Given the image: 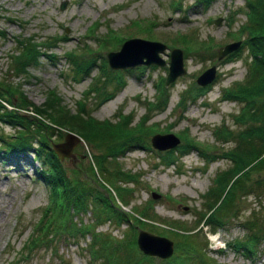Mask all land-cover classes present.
<instances>
[{
    "label": "rangeland",
    "instance_id": "1",
    "mask_svg": "<svg viewBox=\"0 0 264 264\" xmlns=\"http://www.w3.org/2000/svg\"><path fill=\"white\" fill-rule=\"evenodd\" d=\"M242 3L243 0H210L203 6L196 0H0V80L19 82L20 89L35 104L42 102L47 89H54L70 112H75L81 102L87 115L96 120L114 121L120 114H128L130 123H135L143 114L151 113L144 121L148 131L137 135L139 143L126 145L115 158L105 156L98 165L93 154L99 150L80 138L72 146L71 155L58 159L67 173L72 167L78 169L76 176L82 184L95 189L91 197L83 199V210L69 209L71 215L78 212L83 222H90L96 210L93 197L101 187L96 185V179L106 184L111 193L112 182L132 185L131 192L124 194L125 204L116 195L113 200L125 210H149V216L140 220L130 216L126 223L117 225L109 220L92 227L111 229L113 236L123 238L113 253L120 259L116 264H194L193 248L180 239V233L186 230H197L198 242L204 243L203 254L214 264H264V236L248 244V253L236 244L252 231H264V167L249 171L246 192L233 201L232 212L220 217L221 224L205 221V203L210 202L206 190L213 184L215 173L230 164L222 151L236 142L235 134L223 141L215 137L214 131L221 124L234 131L243 127V123L233 121L239 103L221 99V88L244 75L241 57L232 55L239 46L216 57L217 47L238 39L234 33L244 18L239 9ZM110 31L122 36L117 44L110 39L98 41ZM28 36L37 45L39 41L43 43L37 46V57L24 69L27 73L23 76L11 70L9 53L15 50V37ZM134 36L164 43L158 52L164 63L110 67L106 52L116 50L123 39ZM50 38L54 45L47 47L46 40ZM186 39L191 42L187 44ZM174 47L181 52L184 71L165 82L168 52ZM195 47L201 48L195 51ZM85 49L95 58L94 65L88 74L72 79L65 52ZM239 49L244 54L245 49ZM211 64L215 67L213 79L197 84L196 75ZM160 88L168 93L162 110L152 102L164 96ZM149 100L153 105L148 104ZM184 128L195 147L183 153L179 131ZM10 130L0 123V132ZM165 132L176 135L179 141L169 148L152 146L150 136ZM166 150L170 151L168 163L163 158ZM208 155L212 159L208 160ZM89 164L93 165L94 175ZM35 166L38 163L30 152L18 161L0 157V264H102L103 255L98 254L103 253L92 252L96 240L89 246L92 237L88 232L70 235L59 231L52 246L42 242L26 252L24 244L34 230L33 223L43 209H48V189L36 176ZM117 166L137 173L136 180L112 181L109 174ZM104 194L109 198L107 192ZM217 198L219 202L221 197ZM138 228L171 239V253L158 257L143 253L135 242L129 247L127 240L136 236ZM123 255L130 256L129 263L124 262Z\"/></svg>",
    "mask_w": 264,
    "mask_h": 264
},
{
    "label": "trees",
    "instance_id": "2",
    "mask_svg": "<svg viewBox=\"0 0 264 264\" xmlns=\"http://www.w3.org/2000/svg\"><path fill=\"white\" fill-rule=\"evenodd\" d=\"M196 1L206 6L210 0ZM239 9L244 18L236 27L234 38H241L239 48L241 50L244 48L245 52L241 55L238 48L232 52V55L241 57L245 65V72L240 80L221 88V99L239 103L237 112L233 114V121L243 123V127L234 131L221 124L214 131L215 137L223 141L235 134L236 142L232 147L222 151V156L228 158L230 164L215 173L214 185L212 184L206 190V193L210 195V202L206 201L205 203L207 219L205 221L212 225L221 224L220 217L233 211V201L238 195L246 192L249 171L264 167V0H243ZM121 38L122 36L117 32L110 31L102 35L98 41L110 39L117 44ZM46 41L47 47L54 45V39L50 38ZM185 42L188 44L191 39H186ZM14 43L15 50L9 53L10 68L25 76L27 70L24 69L36 59L37 46L40 44L37 45L31 36L15 37ZM200 48L195 47V51ZM90 53L89 49L65 52L64 57L68 55L66 61L69 62L72 69V79L76 80L77 77L88 74L95 61ZM159 91L163 92L164 96L159 95L152 102L157 104L158 110H162L165 107L168 93L165 88H160ZM179 101H181V96H179ZM152 102L149 100L148 104L153 105ZM149 117H151V113H145L135 123H130L131 117L128 114H120L114 121L96 120L87 115L81 102L75 112H70L62 104L61 97L54 89H47L42 102L35 104L20 89L19 82L0 80V123L11 127L8 132H0V157L2 159L13 158L18 161L20 157H25L30 152L33 160L38 163V166L34 167V172L48 189V209H43L36 222L33 223L32 229L34 230H31V234L24 244L26 252L31 251L42 242L46 243V246H52L59 231L68 232L70 235L88 232L90 238L92 237L89 246L96 240V248L93 247L92 252L94 250L97 253H103L98 254L103 255L102 264H116L120 260L113 253L116 252L120 244L119 241L123 238L113 236L111 229L92 230V227L104 221L109 222V220L114 221L117 225L123 221L126 223L130 221V216L134 220H140L149 216L147 214L149 210L145 207H142V212L133 209L125 210L113 200V196L116 195L120 199L115 197L116 200L122 202V205L125 204L124 194L127 195L131 192L132 185L112 182L113 191L111 193L106 184L100 179H96V185L101 187H98L96 196L93 197V201L96 200L93 218L90 222H83L77 215L78 212L72 213V216L69 209L83 210L86 204L83 199L91 197L95 189L88 186L90 184H82L76 176L78 169L72 167L67 173L62 162L52 151L50 143L59 141L65 131L73 132L84 142L99 150V153L93 154V156L96 155L99 165L105 156L115 158L118 152H122L126 148V145L138 144L137 135L148 131V126H144V121ZM179 136L181 140L180 152L184 153L189 147H195L193 140L187 135L186 128L179 131ZM164 152L163 158L168 163L171 161L170 151ZM201 153L206 156L204 152ZM206 158L210 160L212 156L208 155ZM92 161L94 160L92 159ZM92 167V164L88 165V169L94 175ZM117 167L113 169L112 174H109L112 181L123 180L133 183L136 180L137 173ZM256 182L258 183V181ZM104 192L109 194V198ZM217 196L221 197L219 202ZM101 213L104 216H101ZM48 214L54 218L49 219L46 216ZM75 216H77V220H75ZM130 223H134V221ZM174 228L176 227L174 226ZM197 234V230H190V232L186 230V232L180 233L182 244L191 245L193 248L194 264H214L203 254L204 243L198 242ZM260 236H264V231L261 234L252 231L247 234L244 240L236 244L238 247L243 246L242 251L248 253L249 245L258 241ZM262 238L264 239V237ZM199 241L201 240L199 239ZM134 242L135 236H130L127 245L133 247ZM128 257L130 256L123 255L124 262H128ZM132 264H135V261Z\"/></svg>",
    "mask_w": 264,
    "mask_h": 264
},
{
    "label": "water",
    "instance_id": "3",
    "mask_svg": "<svg viewBox=\"0 0 264 264\" xmlns=\"http://www.w3.org/2000/svg\"><path fill=\"white\" fill-rule=\"evenodd\" d=\"M62 7V4H60ZM218 18L214 22H217ZM240 44V39H235L224 43L217 47L216 57L223 55L236 49ZM164 43L157 40L144 39L141 37H128L121 41L116 50H108L106 52V61L110 67H131L140 63L163 64L164 59L159 56L158 52L164 48ZM184 68L181 65V52L177 47L171 48L168 52L167 72L164 81H171L176 75L181 74ZM215 74L213 64L204 68L195 77V82L204 85L211 81ZM80 138L73 132L66 131L62 140L51 142L50 147L56 157L60 159L63 156L71 155L72 146ZM179 141L178 137L170 132L153 133L150 136L151 145L161 149L169 148ZM135 244L143 253L156 255L158 257H166L172 251V240L163 236L151 233L149 231L138 228L135 236Z\"/></svg>",
    "mask_w": 264,
    "mask_h": 264
},
{
    "label": "bare ground",
    "instance_id": "4",
    "mask_svg": "<svg viewBox=\"0 0 264 264\" xmlns=\"http://www.w3.org/2000/svg\"><path fill=\"white\" fill-rule=\"evenodd\" d=\"M56 56V55H55ZM226 57V56H225ZM56 61V60H55ZM116 92V91H115ZM110 99V98H109ZM114 100V99H113ZM63 133H64V131H63ZM140 146V145H139ZM1 231V230H0Z\"/></svg>",
    "mask_w": 264,
    "mask_h": 264
}]
</instances>
